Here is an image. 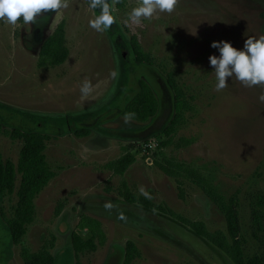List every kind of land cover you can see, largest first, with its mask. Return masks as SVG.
Returning a JSON list of instances; mask_svg holds the SVG:
<instances>
[{
  "label": "rangeland",
  "instance_id": "1",
  "mask_svg": "<svg viewBox=\"0 0 264 264\" xmlns=\"http://www.w3.org/2000/svg\"><path fill=\"white\" fill-rule=\"evenodd\" d=\"M138 3L128 0L123 10L117 9L114 35L88 27L98 14L87 0L68 1L67 9L44 14L35 24L0 22V130L50 136L45 154L57 172L36 200L37 218L24 246L37 252L54 238L55 264H75L71 237L85 234L79 220L90 216L102 223L107 240L95 253L82 255L83 264H122L129 241L141 253L134 264H232L187 226L122 198L126 185L157 207L205 223L211 232L226 231L223 216L198 188L183 181L181 196L178 182L157 168L163 153L213 171L225 194L238 195L244 258L261 257L264 249L252 234L251 207L257 196H264V101L259 99L264 86L248 88L233 78L218 92L207 58L216 53L209 47L213 40L241 48L246 37L264 34V0H177L172 13L156 12L136 25L127 13ZM62 22L69 58L60 67L39 69L40 49ZM133 36L152 65L136 62L129 44ZM112 71L118 72L115 78ZM169 73L191 105L175 141L192 139L194 144L180 150L161 147L174 115ZM85 80L91 92L82 97ZM141 80L155 91L158 114L147 123L126 122L121 114ZM84 129L90 136L73 135ZM124 147L141 154L120 177L105 165L121 157ZM21 149L22 142L0 134L4 160L17 163ZM16 202V196H0V264H24L4 221ZM60 206L63 211L56 217Z\"/></svg>",
  "mask_w": 264,
  "mask_h": 264
},
{
  "label": "trees",
  "instance_id": "2",
  "mask_svg": "<svg viewBox=\"0 0 264 264\" xmlns=\"http://www.w3.org/2000/svg\"><path fill=\"white\" fill-rule=\"evenodd\" d=\"M127 4L128 0H118L116 8L123 10ZM97 14H99L98 10ZM116 29L115 23L108 31L109 35H114ZM115 42L122 49L126 48L122 41L117 40ZM129 44L138 64H153L152 58L143 51L135 36L130 39ZM69 54L70 51L66 46L65 23L62 22L43 43L37 66L39 69L60 67L66 63ZM166 78L174 95V115L163 131L166 140L161 144V147H174L176 150L185 149L193 145L194 140L181 138L175 141V137L185 122L187 114L191 111V105H189L186 94L177 83L174 75L169 73ZM159 106L153 88L146 81L141 80L138 82V92L127 102L121 115L124 118L125 114H133L129 120L147 123L158 114ZM0 134L13 142H22L17 163L4 160L0 153V196H16L17 199L16 204L12 207L10 217L4 218L12 242L16 247L21 248V258L24 264H55V257L52 253L55 249L54 238L45 243L37 252H31L24 246L29 228L37 218L36 200L50 182L57 177V172L49 165L45 154L47 143L51 137L39 132H21L19 130H5L3 132L0 130ZM90 134V130L86 129L73 132V135L79 139L86 138ZM122 151L121 157L105 165L108 171L120 177L126 174L136 163L137 155L141 154V151H137L136 154L131 153L129 147H124ZM160 155L162 159L156 161L155 165L167 177L178 182L180 195L183 194V181H187L198 188L223 216L226 231L211 232L205 223L190 221L168 208L157 207L148 198L131 193L126 185L121 192L124 201L130 205H139L149 211H158L187 226L198 237L223 253L232 264H264V253L261 257H255L248 261L244 258L242 242L239 238L238 195L225 194L217 183L213 171L195 169L174 157L163 153ZM18 177H20L19 186H17ZM62 211V206H60L55 216L59 217ZM251 226L254 238L264 249V196H257L252 204ZM78 227L85 234L74 232L71 237V245L75 264H83L81 256L95 253L99 247L105 246L107 237L102 223L93 217L82 216ZM140 258L141 253L137 245L132 241L127 242L122 264H134Z\"/></svg>",
  "mask_w": 264,
  "mask_h": 264
},
{
  "label": "clouds",
  "instance_id": "3",
  "mask_svg": "<svg viewBox=\"0 0 264 264\" xmlns=\"http://www.w3.org/2000/svg\"><path fill=\"white\" fill-rule=\"evenodd\" d=\"M118 0H87L89 9L99 14L88 20V27L98 33H106L117 23ZM177 0H139L127 13V20L139 25L142 20L151 19L156 12L172 13ZM68 0H0V22L15 25L18 21L23 24H35L37 18L44 14H55L68 8ZM209 47L216 53L208 56V67L215 77V90L221 91L234 78L245 87L264 86V34L248 36L243 46L237 48L229 40H213ZM117 71L110 76L115 78ZM91 92V83L85 80L81 87L82 97ZM259 99L264 101V94ZM133 114H125L127 122ZM143 191V190H142ZM147 196V193H144Z\"/></svg>",
  "mask_w": 264,
  "mask_h": 264
},
{
  "label": "water",
  "instance_id": "4",
  "mask_svg": "<svg viewBox=\"0 0 264 264\" xmlns=\"http://www.w3.org/2000/svg\"><path fill=\"white\" fill-rule=\"evenodd\" d=\"M125 55V54H124Z\"/></svg>",
  "mask_w": 264,
  "mask_h": 264
}]
</instances>
